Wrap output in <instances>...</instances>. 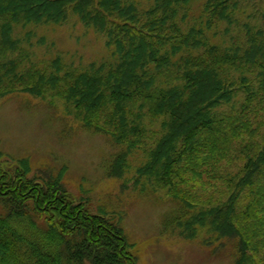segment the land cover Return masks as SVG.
I'll return each instance as SVG.
<instances>
[{
    "label": "trees",
    "instance_id": "1",
    "mask_svg": "<svg viewBox=\"0 0 264 264\" xmlns=\"http://www.w3.org/2000/svg\"><path fill=\"white\" fill-rule=\"evenodd\" d=\"M152 1L143 12L128 0H0V100L61 99L88 130L142 148L136 184L147 179L186 211L172 229L200 235L232 264H264V0H207L188 31L191 0ZM238 16L248 23L232 45H211L204 27L229 33ZM73 17L104 36L116 61L28 67L15 29ZM145 118L160 128L151 133ZM123 153L111 177L124 176ZM64 171L36 174L0 153V264H137L120 224L70 198Z\"/></svg>",
    "mask_w": 264,
    "mask_h": 264
},
{
    "label": "rangeland",
    "instance_id": "2",
    "mask_svg": "<svg viewBox=\"0 0 264 264\" xmlns=\"http://www.w3.org/2000/svg\"><path fill=\"white\" fill-rule=\"evenodd\" d=\"M128 1L143 12L153 7L152 0ZM206 1L191 0L184 24L186 31L202 24ZM237 20L229 33L228 24L214 31L204 27L210 44L231 46L239 24L248 23L247 16H238ZM14 36L30 52L28 67L49 65L60 58L68 68L85 71L92 63L115 62L117 58L104 36L85 26L78 17L62 25L18 27ZM144 123L151 133L160 128L158 124L151 126L148 118ZM153 145L148 140V147ZM123 152L127 156L125 174L122 178L111 177L109 168ZM0 153L13 165L28 160L33 173L47 168L53 174L65 170L62 182L70 198L85 203L91 213L120 224L133 245L137 264H232L224 254L212 255V250L202 245L200 235L189 241L180 236L179 229H172L177 219L186 216V211L177 200L167 196L166 190L153 189L144 178L140 185L136 184L138 170L148 161L142 148L128 149L88 130L61 99H44L29 93L1 99Z\"/></svg>",
    "mask_w": 264,
    "mask_h": 264
}]
</instances>
